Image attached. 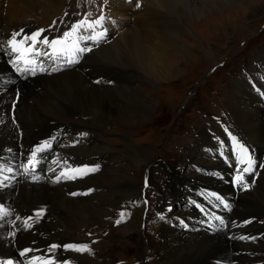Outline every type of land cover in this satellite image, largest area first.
<instances>
[{
    "label": "bare ground",
    "instance_id": "bare-ground-1",
    "mask_svg": "<svg viewBox=\"0 0 264 264\" xmlns=\"http://www.w3.org/2000/svg\"><path fill=\"white\" fill-rule=\"evenodd\" d=\"M107 1L108 5L101 7L102 16L104 17L102 26H96L95 28V30H99L105 27L106 36L102 42L108 41L106 45L104 44L107 41L99 45L96 51L94 50L97 53L96 59L98 61L92 55L94 52H88L84 59L90 55H92V58L81 64L79 63V65H77L78 61L70 67L64 61L58 64L57 57L61 58L63 47L57 45L56 47L62 50L58 51L56 56H51L54 63L53 66L48 67L47 73L34 79L31 84L19 83L21 96H19L15 112L17 123L20 126L19 129L22 130L19 136L17 129H15L9 118L8 111L10 103L15 101L16 86L5 84L2 81L5 69L3 66L5 44L8 43L9 37L14 36V34L19 37L22 32L37 29H44L48 32L49 25H52L53 20H45L42 8L45 6V9H47L48 7L50 11H55V8H58L61 12L63 1L0 0V92L4 90L1 89L2 86L7 88L4 94H0V150L5 146H10L15 150L24 152L27 147L49 136H56L57 144L64 149L66 143L72 140L76 133L88 131L91 136L88 138L87 144L81 143L82 146L74 147L69 151V154L80 161L84 159L93 160L97 156L104 161V167L99 174L92 176L83 174L76 185L64 187L63 185L50 184L47 181L26 185L16 181L9 187L0 190V202L14 209L11 218H15L19 213H31L38 217L34 231L35 235H33V232L24 231L14 234L1 222L0 257L2 258L16 256L18 249L23 244H34L38 247L46 246L50 242L65 243L73 241L70 237L73 232L83 227L86 229L91 228V224L98 222L102 217L115 216V206L120 203L122 197H131L137 193V188L133 185L135 183L131 186L125 184L134 181L128 179L126 181L119 180L120 182H118L117 177L111 176L108 179L107 176L109 175L104 174L114 164L117 165L122 162V159L126 160L127 167L137 170L145 162V158L149 153L144 148L132 143L129 134L123 137L126 147L121 149L110 147L105 143L106 141L98 139L94 135L95 131L93 129L100 131L103 126L110 125L113 119L120 121L119 124L125 127H132L137 122H146L156 103V100L153 99V95L156 93H153L150 87L154 84L153 81H160V84L162 82L169 85V83L175 81L176 75L181 73L182 61L186 62V59L194 60L197 57L193 48L178 40L179 36L187 31V27L191 29V24L187 23L186 19H190L191 23L198 22L194 23V26L202 25L204 21H195V19L207 12L208 7L216 6L217 8L218 5L222 4L229 7L234 3L237 4L236 0H206L207 3L204 5H202V2L192 4L190 0H135V3L131 4L126 3L125 0ZM147 1L151 7H147L144 11L141 5ZM248 1L250 2V0ZM137 4L140 6L137 7ZM246 10L240 9L234 20H241L242 16L247 17ZM38 12L40 13L38 14ZM216 14L214 12L209 19H215ZM232 14L235 15L236 11ZM58 16L56 14L54 17L60 20L61 16ZM113 20H115V24H112ZM25 40L27 41V39ZM37 48L38 46L35 47V49ZM171 49L174 50V53L170 56L168 52ZM39 52L48 53L45 49L39 50ZM40 56L44 57L46 55ZM174 58L178 60V63L173 62ZM78 67H80V70H92L93 77L91 81L96 87L88 85L89 81L87 79L90 77V72L79 74L76 72ZM107 68L111 75H107ZM127 82L135 83V85L129 86ZM109 85L110 87H108ZM143 85L142 89L141 86ZM36 88H39L38 91H35ZM244 93L242 99L233 96V102L236 104V106L233 105L234 110L238 112V118L242 121L257 120V104L255 105L254 98L249 92ZM29 95L41 98L39 108H29L31 105L28 103H20L26 100ZM242 104H245L243 108L241 107ZM32 110L37 112L30 113ZM85 118L86 120H84ZM142 123L139 125H142ZM119 124L117 125L119 126ZM115 129L116 125L112 130ZM197 133L204 136L203 142H205L207 138L205 123L199 126V132ZM194 138L195 136L192 134L189 140L190 145L184 147L186 155L191 153ZM252 140H254L252 141L254 143L259 141V144H254L258 153L260 148L264 150V135H254ZM208 145L212 147V143ZM213 146L216 147L214 144ZM55 154L59 155L55 160L56 164L61 166L63 163L62 156L58 152ZM205 160L206 158L203 161L206 162ZM207 161L209 160L207 159ZM204 162L202 163L203 167H214ZM87 168L85 164L82 166V169ZM122 169L123 167L120 168V170ZM191 170L189 168L185 174L167 170L166 180H164L168 192L165 196L166 199L177 195L175 185L178 182L181 183L183 178L189 180V178L196 177L194 171ZM226 172H228L227 168H225L224 173ZM198 180L207 182L208 179L199 178ZM204 185L212 190H219L228 197L232 195L228 186L221 185L214 178H211ZM83 187L90 188V196L82 198L68 196L72 190ZM189 187L198 191L201 189V187H194V184ZM227 191L230 194H227ZM258 193L260 194V192ZM182 195H186L185 189ZM247 196L246 200H243L240 196L233 200V215L243 211L244 213H254L257 217H264L260 207H254L255 200L250 192ZM180 205L183 209L182 212L179 209L177 210V207L175 209L178 211V215L182 214L183 217H188L181 219L189 225L187 229L189 231H184V228L179 227L176 223H174L176 228L171 227V224L162 225L159 235L160 242L155 247L161 264H234L230 261L239 259L234 256V253L244 248H250L252 252L244 259L245 262L242 264H264V243L258 242L257 245L252 246L249 245V242L251 243L250 239H241L240 242L244 243L245 246H241L236 242L238 246L235 243H230L224 237L225 232H217L213 235H209L206 229L196 233L192 232L191 229L196 226L195 219L192 216L193 210L187 204ZM252 208L254 209L251 211ZM110 209L111 211H109ZM38 211L41 212L39 216L36 214ZM245 218V214L243 218H238L237 222L240 223V226L238 227L236 223L235 230L237 233L243 231L246 234H255L257 231H264V220L258 218L246 221ZM111 219L120 218L114 217ZM142 221L144 222V219L141 218V211H134L129 221L123 224L125 227L121 230L129 237L130 234L128 235V233L136 232L138 228H141ZM146 240H148L147 235ZM63 250L64 247L60 246L59 258L65 260V264H108V261L103 259L104 255L102 253H96L94 257H88L71 252L66 256ZM139 264L146 263L142 261Z\"/></svg>",
    "mask_w": 264,
    "mask_h": 264
},
{
    "label": "rangeland",
    "instance_id": "rangeland-1",
    "mask_svg": "<svg viewBox=\"0 0 264 264\" xmlns=\"http://www.w3.org/2000/svg\"><path fill=\"white\" fill-rule=\"evenodd\" d=\"M62 1H63V8H62L63 10H61V12H59L58 8H55V11L54 10L50 11L48 7L47 9H45V6L44 8H42V10H44L43 14L45 15L44 16L45 20L48 19L52 20L53 18H55L54 16L56 14H58L59 15L58 17H60L62 16L63 13H64V17H66L67 19H77V18L85 19L86 14L89 13L88 11L90 9L97 10V6L100 3V0H62ZM190 1L192 4L202 2V5H204L207 3L206 0H190ZM236 3L237 4L234 3L232 4V6L229 7L223 4L220 6L218 5L217 8L216 6L208 7L207 12H205L199 18L195 19V21H199V20L204 21L202 22V25L194 26V23H198V22L191 23L190 19L188 18L186 19L187 23L191 24V29L187 27L186 29L187 31H184V33L181 36H179L178 40L184 42L185 44H187V46L193 48L196 51L197 57L194 60L186 59V62H183L184 61L183 60L181 73L176 75L177 78L175 79V81L169 83V85L165 83L163 84L162 82L160 84V81H153L154 84H152L150 87L152 88L153 93H156L153 95V99L156 100V103L154 109L151 111L150 117L146 122L144 123L137 122V124L132 127H125L119 124L120 121L113 119L112 121L113 123L112 122L110 123V125L113 126L107 124L103 126L104 128L102 127L103 129L101 128L100 131L93 129L95 131L94 135L97 138L106 141L105 143L110 147L113 148L116 147L117 149L126 147L123 137L129 134L128 136L132 143H134L136 146L144 148L146 152L149 153L145 158V162L141 164L137 170H133L132 168L127 167L126 160L122 159L121 160L122 162H120L117 165L114 164L112 166V168L108 171L109 173L107 172L106 174H104V175H109L107 176L108 179H110L111 176L115 178L117 177L118 182L126 181L128 179L130 181L131 180L134 181L130 183H125V184H130V186L133 183H135L133 185L137 188L136 191L137 193L133 196L138 195V186L140 183L139 176H141V173L143 169L146 167V165L149 166L150 160L153 159L152 150L154 152L159 151L163 153L169 163H172L174 159L176 165L179 166L181 157L184 156V154L181 155L180 152H182V148L184 151V147L190 145L189 137L191 135V131L193 130V128H195V127L192 128L191 124L185 122L184 117L174 122V119L177 118V115L179 114L181 108L186 105H187L186 108H188L189 106V109L191 111L193 110L192 113L196 116V120L193 126H198V125L201 126V124H204L206 121H208V123L211 124L209 120L203 119L205 118V115L209 113H213L214 111L218 112V110H223L226 113H228V115L229 113H231V116L234 119V126L239 130V133H242L243 136L247 138L249 142L253 144H257V143L259 144V141H256L257 143L252 142L254 141L252 140L253 136L254 135L257 136L258 134H261L262 136L264 135V112H263L264 104L260 105L261 100L256 95L250 92L248 86L239 75L235 76V78L232 80V85L229 82L230 80L228 79L229 73L232 74L233 72L238 70L240 66V61L242 62L245 61L247 64L246 65L247 68H249L248 65L252 61L253 57L255 60L260 61L261 59L262 60L261 62L264 61L263 59L264 30L262 31L259 30V27L264 23V0H260L259 3L258 0H250V2L248 0H236ZM64 4H65V11H64ZM141 6L144 9V11L147 7H151L148 1ZM240 9H245V10L247 9L246 10L247 17L242 16L241 20L236 21L234 20V17L238 15ZM213 11L217 13L216 14L217 16L215 17V19H209L214 13ZM235 11L236 14L233 15L232 12ZM39 13L40 12H38V14ZM218 14L221 17H219ZM91 16L94 15L91 14ZM223 17H226L227 20L226 18L224 19ZM88 18H93V17L87 16V19ZM56 21L59 20L56 19ZM112 24H115V20L112 21ZM240 42H242L241 45H238V43ZM172 53H174V50L171 49L169 50L168 55L171 56L173 55ZM92 55H94V58L96 59L97 53L94 52ZM92 55L87 56L88 58L86 57L85 61L90 60V58H92ZM176 60L177 59L174 58L173 62L178 63V60L177 61ZM62 61L63 59L57 57L58 64H60ZM96 61L98 60L96 59ZM222 61H224L223 67L218 68L210 76H206V73H209L213 65H216ZM231 69L234 70L230 72ZM76 70H77L76 72L79 74L90 72V77L87 79L89 81L88 85L89 86L93 85L96 87V85L93 84L91 81L93 77V74H91L92 70H87V69H86L87 71L80 70V67H78ZM107 75H111V73L108 71ZM200 82L202 83L200 84ZM127 84L129 86L135 85V83L131 84L129 82H127ZM238 86H240V88H238ZM108 87H110V85ZM143 87L144 85L141 86L142 89ZM231 87L232 89L227 93V97L221 93L223 88L230 89ZM3 89L4 90H2L0 94H4L7 91L6 90L7 88H3ZM215 92H218L221 95V97L223 96V100L221 99L220 101H214L212 99L211 94ZM244 92H249V94L252 95V97L254 98L255 105L257 104L258 106V107L256 106V108L258 109L257 120L242 121L240 118H238V112L234 110V106H236V104L233 102V96L238 99H242L243 95L245 94ZM40 101H41L40 97L36 98V96L29 95V97L26 100H23L20 103L23 104L24 102L28 103L29 105H31L30 107L28 105L29 108L36 109L40 107ZM213 105H217L218 109L215 108ZM244 105L245 104H242L241 107L243 108ZM129 109L130 107L128 108V110ZM33 112H37V111L32 110L30 113ZM189 113L190 114L188 115L190 116L191 112ZM201 119L203 120L201 121ZM84 120H86V118ZM141 123L142 125H139ZM117 124H119V126ZM115 125H116V129L113 131L112 128ZM177 125L183 126L182 131L176 132L174 126ZM185 127L187 128V131H185L186 129ZM198 132H199V127H198ZM203 138L204 136L198 134V136L193 139L191 146V153L187 154L186 156L196 161L200 165H203L202 164L204 162L203 160L206 158L205 160L206 162L204 163H208L209 165L214 166L217 164V161L213 162L211 158L208 157V155H213L214 157L216 155L211 153L210 151L204 152L203 154V152L201 151V146L198 145L200 142H203ZM185 143L186 145H184ZM208 144L209 143L205 145ZM263 151L264 150L260 148V152L262 153ZM225 152L227 155L228 151L226 150ZM260 152L258 153L259 159L262 158V156H260ZM207 159L209 161H207ZM228 159H230V156H228ZM180 165L183 168V170L182 173L180 172L178 173L185 174L187 170H189V163L183 160ZM117 167L120 168L123 167V169L120 170V168L118 169ZM117 169L120 171H118ZM154 170H153L154 174H152L153 186H155L156 188L153 192V196L155 198V206H156L157 204L156 198L158 192L161 191L164 197L168 193L166 191V186L164 181L162 182L167 170H171L173 172L176 171L173 169L162 170V168H155ZM184 180L185 178L182 179V181ZM137 181L139 183H136ZM106 185H108V183H106ZM207 188H208L207 186L201 187L200 192L203 193V190H206ZM184 189L185 188H183L181 185L180 187H177L176 189L177 195L173 197L176 203L175 207H177V210L179 209L180 212H182L183 210L181 209L180 204L183 203L187 204L186 203L187 197L182 195ZM248 192H250L253 199L255 200L254 207H260V210L264 213V164L259 173V180L256 182V184L252 185L249 191L247 190L246 192L240 193L236 195V197L240 196V198L246 200L248 198L247 196ZM258 192H260V194L263 195H260ZM227 194L230 193L227 191ZM125 198H126L125 196L122 197V200H124ZM121 201L118 205L121 204ZM118 205L115 206V209L119 207ZM121 207L122 206H120V208ZM253 209L254 208H252L251 211ZM11 213H13V211H11ZM233 216L238 218H243L244 212L240 211L239 213L234 214ZM108 221L109 220L106 219V217H102L98 222L91 224V228L86 229L85 227H83L73 232L72 234H75L74 238L80 240L81 242L83 238L90 237L92 239V242L96 244V248L100 250V253L104 255L103 259L108 261L109 263H116L117 261H130L136 259V261H139L136 264H139L142 261H145L146 263V259L151 257L150 260L152 264H161L159 256L155 250V247H157V245L160 242L159 235L162 230V227L171 223H176L181 228L187 226L186 222L181 218H171L168 221L167 220L163 221L162 224L163 226L158 228V230L154 229L156 225H151L150 229L148 228L146 231L142 232V234L144 235V239H146V235H147L149 241V243L148 241L147 243L149 247L152 248L153 251V253L151 252L150 255H146L145 254L146 251H144V249L147 247V245L143 244L145 248H141L142 247L141 243L138 245V241L141 239L142 235H139L137 237L136 235H134L133 238L129 239L127 236H124V233L121 230L125 226L121 225L120 227H118L117 225L112 224L111 222L109 223ZM136 232H141V228H138ZM136 232H130L128 233V235ZM157 232H158V236L156 234ZM72 234L70 235L71 238L73 237ZM33 235H35V232H33ZM39 235L41 236V234ZM78 240L76 242H78ZM151 240H153L156 243H154ZM146 264H150V263H146Z\"/></svg>",
    "mask_w": 264,
    "mask_h": 264
},
{
    "label": "snow or ice",
    "instance_id": "snow-or-ice-1",
    "mask_svg": "<svg viewBox=\"0 0 264 264\" xmlns=\"http://www.w3.org/2000/svg\"><path fill=\"white\" fill-rule=\"evenodd\" d=\"M136 6L139 7L140 5L137 4ZM89 15H91V13H87L84 20H81L78 23L72 25L71 30L69 32L63 33V36L61 38H59V39H53V40L49 41L47 39V37H45L42 41H39L38 38L40 37L41 32L44 31V30H40V31H38L36 33H33L31 37H27L26 39H31L33 41V46L24 50L28 55L24 58L23 62L26 65L33 64V63H35V60L32 57L39 56V55H48V53H41V52H39V51H37L35 49V44L37 42L42 43V44H44L46 46L52 47L53 54H55L58 51L62 50V49H58L56 46L57 45H68L69 39L71 38V46L73 47V55H75V53H83V52L91 51V48H89V47H80L79 46L80 41H82V40H91V41H93L95 43H99L100 40H103L105 38L106 29L102 30L100 32H96L95 31L96 26H102L104 17L100 16L98 19L89 21L87 19V16H89ZM81 29H84L85 31L91 29L92 30V34L88 35V36L80 35L79 33H80ZM15 35L16 34H14V37H15ZM9 43L12 45V51L13 52H20V49L17 47V41L15 40V38H13ZM18 59H19V57H18ZM76 62H77L76 59H71V60L68 61V63H70V64L71 63H76ZM24 70L27 71L28 69L25 68ZM33 72H34V70H33ZM232 140H233V142H235L236 138L232 137ZM50 147H51V141H45V142H43L42 145H40L36 149H34L32 151V153H31V156L29 157V159L27 161V164L24 166L25 172H28L31 169H34L35 165L37 163H39V160H37V153L38 152H42L44 150H47ZM238 147H240V150L243 153V155L247 156V154H248L247 148H243L242 146H239V145H238ZM241 162H243V160H241ZM254 164H255V161L252 160L249 157L248 158V166L243 169V172H245V173L250 172L252 170ZM96 170H98V168L72 169V171L77 172V173H81V174H86L87 172H94ZM8 171H11V169H8ZM63 175H64V173H61V176H63ZM68 178L73 179L75 177H71L70 176ZM34 179H38V177H34ZM56 179H57V182H58L59 179H60V176H57ZM236 181L238 183L241 182L242 181V176H237L236 177ZM73 195H76V193H73ZM37 215L39 216L40 213L38 212ZM123 215H124V213H121V217H123ZM116 223H120V221L117 220ZM52 247L55 248L57 246L53 245ZM66 247L74 249L75 251H79V252L89 251L87 245H80V246L67 245ZM27 251L28 250H25V252H27ZM25 252H22L21 255H24ZM8 264H11V262L9 261Z\"/></svg>",
    "mask_w": 264,
    "mask_h": 264
}]
</instances>
